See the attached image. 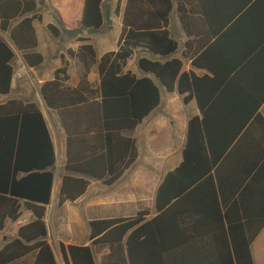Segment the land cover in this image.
Returning a JSON list of instances; mask_svg holds the SVG:
<instances>
[{
	"label": "trees",
	"instance_id": "trees-1",
	"mask_svg": "<svg viewBox=\"0 0 264 264\" xmlns=\"http://www.w3.org/2000/svg\"><path fill=\"white\" fill-rule=\"evenodd\" d=\"M186 2L190 0H128L119 50L99 59L90 39L81 37L83 45L79 50L68 52L83 65L80 86H67L65 63V67L56 71L55 79L42 87L43 99L49 108L59 112L69 136L66 171L97 179L107 186L117 183L138 160L136 141L124 134L135 131L162 104L163 90L177 92L185 104L196 99L202 113V118L195 117L189 122L182 164L167 174L157 191L159 215L148 222H145L148 212L136 218L91 222V240L96 250L92 246L63 245L66 264H97L96 254L105 250L109 253L103 264H175L169 258L175 251L172 243L176 238V215L179 219L182 216L178 208L196 194H214L225 208L232 205L241 209L247 235L241 248L235 242L237 264H254L251 244L264 228V117L256 108L246 118L230 120L229 134L225 137L222 133L214 135L208 78L183 71V61L174 58L180 44L169 31L170 15L175 5H179L185 22ZM121 3L119 0L118 15ZM105 9L104 0H86L81 27L102 31L107 24ZM36 10V0H0L4 32L12 21L24 18L12 31L11 39L20 51L29 52L24 58L31 68L44 63V57L35 52L39 41L34 21H41L42 17H26ZM49 30L56 38L63 34L55 25H49ZM139 49L159 57L139 59L140 70L152 77L138 79L131 72L125 73L129 60ZM15 59L11 45L0 36V96L12 92ZM95 65L101 78L97 91L88 82ZM193 65L201 63L195 60ZM91 132L95 134L89 137ZM81 148L91 149L92 155L80 157ZM30 154L33 157H28ZM56 162L51 133L38 106L23 101L0 106V235L7 220L16 223L21 219V201L35 217L0 251V264H14L33 254H37L35 264H58L48 241L46 223ZM21 174L23 177L19 178ZM90 185L83 178L65 176L59 206L77 202Z\"/></svg>",
	"mask_w": 264,
	"mask_h": 264
},
{
	"label": "crops",
	"instance_id": "crops-1",
	"mask_svg": "<svg viewBox=\"0 0 264 264\" xmlns=\"http://www.w3.org/2000/svg\"><path fill=\"white\" fill-rule=\"evenodd\" d=\"M85 1L50 0V5L58 9L64 21L70 24L82 21ZM36 3L37 10L26 17L32 18L35 15L42 17L41 21H34L39 41L35 52L44 57L41 66L29 67L24 58L29 52L20 51L11 39L12 31L24 18L12 21L7 32L2 30L0 21V36L11 45L19 58V63H13L15 76L12 92L0 96V106L12 101L35 104L46 119L57 158L52 169L55 174L52 200L47 207L48 241L58 264H66L61 250L63 245L92 246L95 249L91 240V222L136 218L142 212H148L149 215L145 217V222H148L159 215L156 207L157 191L167 174L182 164L189 122L195 117L202 118V113L196 99L185 104L183 97L177 92L167 93L163 90L162 104L145 118L135 131L124 134L136 141L139 158L117 183L107 186L97 179L68 173L66 166L69 136L59 112L49 108L43 99L42 87L53 81L56 71L66 64L69 75L67 86L71 88L80 86L83 65L78 58L73 59L68 52L79 50L83 45L81 37L90 39V44L94 45L99 59L108 52L119 50L128 0H122L119 15L117 14L119 0L109 1L110 20L109 22L106 20V23L119 24L114 49L103 47L104 43H97L93 37L87 36L97 33L87 32L78 36L75 41L70 38L74 42H71L65 53L56 55L51 64L48 63L50 55L43 43L46 40L57 42L60 37L56 38L49 30V25H54L53 16L49 12L47 14L41 12V0H36ZM105 3L106 0L104 5ZM183 7L185 22L181 19L179 5H175L170 15L169 31L180 44L174 58L183 61V71L193 72L201 79L208 78L210 116L215 120L212 132L215 136L222 133L221 136L225 137L229 134L227 126L230 120L246 118L256 108H259V114L264 117V0H190V3H184ZM39 27H43L42 41L39 39ZM46 32L49 33V38H45ZM98 48L103 49L100 55ZM138 53L144 55L140 58L159 59L139 49L132 57L133 59L137 56L138 62L140 59ZM132 59L129 60L125 73L131 72L138 79L152 77L142 72L139 64L135 66L134 60L130 62ZM195 60H199L201 65L194 66ZM88 82L92 90H98L101 78L97 65L90 70ZM167 95H173V100L166 97ZM95 97L97 98V95ZM94 134L91 132L89 137ZM32 149L30 148V151ZM78 155L89 157L92 150L81 148ZM21 157H24V148ZM28 157L33 155L30 154ZM67 175L83 178L91 185L77 202H66L60 207V190ZM22 177L21 174L19 178ZM123 181L127 183L113 194L111 201L105 199L110 198L112 188ZM254 194L258 197V190ZM201 199L209 201H198ZM21 204L23 213L21 219L16 223L7 220L6 228L0 235V251L18 237L22 226L35 219L34 214L26 208L25 202L21 201ZM56 212L59 215L57 214L55 218ZM180 212L181 219L176 215V238L172 243L175 251L169 260L175 264H237L235 242L241 248L247 235L240 208H233L232 205L225 208L223 201L220 198L218 200L214 194L208 196L196 194L183 202L178 208V214ZM254 229L257 230V221L254 223ZM108 253L109 250L97 253V264H103V258ZM251 254L254 264H264V228L251 244ZM36 257L37 254H33L14 264H35Z\"/></svg>",
	"mask_w": 264,
	"mask_h": 264
},
{
	"label": "rangeland",
	"instance_id": "rangeland-1",
	"mask_svg": "<svg viewBox=\"0 0 264 264\" xmlns=\"http://www.w3.org/2000/svg\"><path fill=\"white\" fill-rule=\"evenodd\" d=\"M109 1L110 0H106V3H105V13L107 14V11H108V8H110V5H109ZM51 2L50 0H41V12L43 14H47L48 12L53 16V20H52V23L59 27L62 32H63V29H70V28H73V29H78L81 27V22H74V23H70V24H67L65 21H64V18L61 14V12L54 8L53 6L50 5ZM51 15H49V17H52ZM43 27H39V31H38V34L40 35L39 36V39L40 41H42L44 39V36H43ZM119 33V24H116V23H108L106 24V26L104 27V29L101 31V33H97V34H87V36H91L94 38L95 42L97 43H104V46L103 47H109L108 49H114L116 47V37ZM45 38H49V33L46 32L45 33ZM76 40V38H78V36H74V37H69L67 36L66 34H62V36L60 37V39H57V42H53V41H50V40H46L44 43H43V46L45 47V49L47 50L48 54L50 55V61L48 62L49 64H51L52 62H54V58L56 57V55H60L61 53H65V51L67 50L68 47H70L71 45V42H74V41H71L70 40ZM74 45V44H73ZM103 49L102 48H98V53L99 55L102 54L103 52ZM144 56L143 53H138V58ZM137 56H135L130 62H132L134 60V65L137 66L138 64V61L136 60ZM19 58L18 56L16 55V59L14 61V63H19L18 62ZM23 90V89H22ZM166 97H170V99H172L173 95H167ZM173 100V99H172ZM127 183V181H123L121 183H119L117 185V187H113L112 190H111V194L109 195L110 198H105V199H109V201H111L112 199V196L113 194L119 190V188H122L125 184ZM147 185V184H145ZM116 188V189H115ZM93 190H95V188H93ZM115 190V191H113ZM57 212L55 213V218L57 217ZM59 215V214H58ZM82 217V216H81ZM83 217H84V214H83Z\"/></svg>",
	"mask_w": 264,
	"mask_h": 264
},
{
	"label": "water",
	"instance_id": "water-1",
	"mask_svg": "<svg viewBox=\"0 0 264 264\" xmlns=\"http://www.w3.org/2000/svg\"><path fill=\"white\" fill-rule=\"evenodd\" d=\"M106 20L109 22L110 20V8H108L107 14H106ZM98 33L99 31H91L90 29H87L85 27H82V29L78 30H66L63 29V33L66 34L69 37H74V36H82L85 33Z\"/></svg>",
	"mask_w": 264,
	"mask_h": 264
}]
</instances>
